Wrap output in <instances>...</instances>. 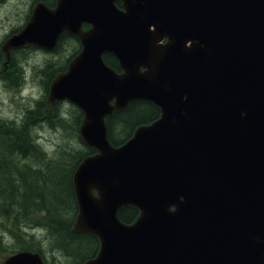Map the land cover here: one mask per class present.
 <instances>
[{
  "label": "water",
  "instance_id": "95a60500",
  "mask_svg": "<svg viewBox=\"0 0 264 264\" xmlns=\"http://www.w3.org/2000/svg\"><path fill=\"white\" fill-rule=\"evenodd\" d=\"M121 2L37 1L0 47L7 62L12 48L53 50L64 32L80 40L45 103L79 107L96 150L73 173L72 230L100 242L84 264H264V0ZM134 100L160 116L115 146L106 118ZM1 264L44 262L21 250Z\"/></svg>",
  "mask_w": 264,
  "mask_h": 264
},
{
  "label": "trees",
  "instance_id": "16d2710c",
  "mask_svg": "<svg viewBox=\"0 0 264 264\" xmlns=\"http://www.w3.org/2000/svg\"><path fill=\"white\" fill-rule=\"evenodd\" d=\"M41 1L48 7H54L56 3V0ZM115 4L119 6L120 2ZM70 37L72 50L66 58L63 54L62 63L51 62V57H46L40 67L31 68V78H40L39 85L46 94L54 76L66 71L69 61L81 49L78 38L64 32L52 51V57L64 53ZM15 57L19 56L15 54ZM20 57L22 59L21 54ZM23 58L26 60V56ZM103 60L117 72L120 71L118 60L112 54L104 53ZM24 67V62L15 61L12 55H9L7 62L2 57L0 80L8 88L20 92L26 82ZM31 103L23 107L18 120L0 117V252L7 250L11 254L16 250L28 249L42 254V248H36L22 230L21 225L27 223L46 231L50 250H62L64 256L71 259L65 264H83L97 254L99 239L91 233L72 230L78 211L72 176L79 162L96 150L80 138L79 125L83 112L75 104L56 101L49 111V105L43 99H34ZM159 116V107L148 100H134L126 108L113 111L106 118L110 142L115 146L122 144L136 127L150 123ZM45 122L60 131L68 126L69 134L64 136L76 139L79 145L74 148L59 145L49 155L37 143L36 130ZM138 215L139 211L132 205L118 210L120 220L127 224L134 222ZM50 239L55 241V245ZM12 245L17 248L8 249ZM90 248L93 251L90 252Z\"/></svg>",
  "mask_w": 264,
  "mask_h": 264
},
{
  "label": "rangeland",
  "instance_id": "374dc122",
  "mask_svg": "<svg viewBox=\"0 0 264 264\" xmlns=\"http://www.w3.org/2000/svg\"><path fill=\"white\" fill-rule=\"evenodd\" d=\"M14 1H16L14 5L16 7L15 16H12L9 26L5 24L6 23V20L4 19L5 17L0 19V24L3 22L4 23L3 25H5L3 26V28L0 27V39L8 30V27L9 28L17 27V30L15 31L17 32L20 28L24 26L26 22L25 12L31 0H14ZM71 40H72L71 37L67 40L64 53H61L56 57H51V62L57 61L59 63H62L63 54L65 58L69 56L72 50V45L70 42ZM39 49L40 50H29L26 51L24 54H22L21 61L24 62V66H25L24 68H25L26 82L21 88L20 92L13 91L11 88H8L0 80V117L9 118L11 120H18L20 119V114L23 110V107L25 108L32 105L31 103L32 100L46 99L47 94L43 92L42 88L39 85L40 78L39 77H35L34 79L31 78V73H32L31 68L33 66L40 67L41 66L40 64L44 61L46 57H48L47 55L43 54V52L45 53V51L47 50L41 48ZM23 56H26V60H24ZM0 62H2V55L0 56ZM65 108L68 109L67 106ZM64 119L68 120L67 118ZM68 131H69L68 126L67 127L64 126L63 131H60L45 122L42 126L38 127L36 130L37 143L49 155L54 153V151L57 149L59 145H62L61 147L70 146L71 148H74V146H76L78 143L75 142L76 139L71 140L70 138L68 139V136H64V134L67 135L69 134ZM21 226L25 235L28 236V239H30L32 242L35 243L36 245L35 247L42 248V256L45 258L44 260L45 264H65L67 261L69 260L71 261L69 257L64 256L62 250L53 247L52 248L55 251L50 250L51 245H49V239L45 230H42L38 227H31V225L27 223L22 224ZM50 241L51 243H53L54 240L50 239ZM56 241L58 242V240ZM15 248L17 247L14 245L8 247V249H15ZM89 251L90 252L93 251V248H90ZM7 255H8L7 250L4 252H0V263ZM52 256H54V258Z\"/></svg>",
  "mask_w": 264,
  "mask_h": 264
},
{
  "label": "flooded vegetation",
  "instance_id": "af4514ba",
  "mask_svg": "<svg viewBox=\"0 0 264 264\" xmlns=\"http://www.w3.org/2000/svg\"><path fill=\"white\" fill-rule=\"evenodd\" d=\"M118 2H120V5L119 6L117 5V7H121L122 6L121 0H115V3H118ZM15 3H16V1H14V0H0V19L5 17L4 18L6 20L5 24L8 25V26H9V23L11 21L12 16H15V10H16V7L14 6ZM33 4H34V1L31 0L29 2L28 6H27V10L25 12V21H27L28 17L30 16V14L32 12ZM50 8H53V7H50ZM3 24H4L3 22L0 24L1 28H3V26H5ZM83 27L86 28L87 25L84 24ZM15 28L16 27H12V28L8 27V30L5 32V34L0 39V47L4 43L5 39L8 38L12 33L15 32L14 31ZM78 42L80 43L79 39H78ZM29 50H40V49H38L34 45H25L23 47L10 49L9 54L13 56L15 61L19 62V61H21L20 54L22 55L26 51H29ZM15 54H17L19 57L18 58L15 57ZM46 54H47L48 57H52L53 56L52 51L51 52H47Z\"/></svg>",
  "mask_w": 264,
  "mask_h": 264
},
{
  "label": "bare ground",
  "instance_id": "6f19581e",
  "mask_svg": "<svg viewBox=\"0 0 264 264\" xmlns=\"http://www.w3.org/2000/svg\"><path fill=\"white\" fill-rule=\"evenodd\" d=\"M72 60V59H71ZM92 195L96 196V191L94 189H92Z\"/></svg>",
  "mask_w": 264,
  "mask_h": 264
}]
</instances>
